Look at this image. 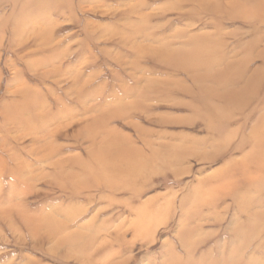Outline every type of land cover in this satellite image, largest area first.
Listing matches in <instances>:
<instances>
[{"label": "rangeland", "instance_id": "obj_1", "mask_svg": "<svg viewBox=\"0 0 264 264\" xmlns=\"http://www.w3.org/2000/svg\"><path fill=\"white\" fill-rule=\"evenodd\" d=\"M0 264H264V0H0Z\"/></svg>", "mask_w": 264, "mask_h": 264}]
</instances>
